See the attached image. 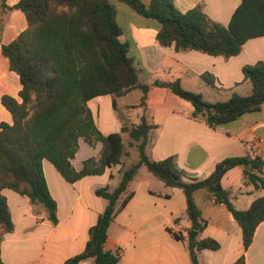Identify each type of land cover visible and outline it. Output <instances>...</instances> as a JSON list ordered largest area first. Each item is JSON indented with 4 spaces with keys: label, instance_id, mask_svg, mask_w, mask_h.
Wrapping results in <instances>:
<instances>
[{
    "label": "trees",
    "instance_id": "16d2710c",
    "mask_svg": "<svg viewBox=\"0 0 264 264\" xmlns=\"http://www.w3.org/2000/svg\"><path fill=\"white\" fill-rule=\"evenodd\" d=\"M134 9L141 16L157 21V40L164 47L177 51L196 50L212 56L238 55L250 39L264 36V0H240L228 26L212 21L201 6L182 13L173 0H115ZM3 10H20L28 27L9 44H2V55L9 69L19 75L22 89L19 99L3 95L1 103L12 116V124L0 122V228L4 233L14 230L5 188L28 196L31 203L41 205L53 225L58 224V203L52 196L43 169L50 161L69 183L90 175H100L109 167L120 164L125 152L121 132L137 142L138 163L123 171L119 186L96 189V195L108 201L105 211L90 229L85 249L66 261L80 264L93 259L94 264H119L118 251L105 249L108 230L118 213V202L127 192L140 167L147 169L167 186L182 189L186 196L191 231L202 232L206 223L196 203L195 194L204 189L232 212L242 228L247 250L254 240L257 227L264 221V196L249 209L237 210L230 192L222 186L224 175L236 166L244 167V175L257 188L264 189V160L259 156L228 157L218 162L211 173H191L182 169L175 157L153 160L147 154L150 133L156 127L143 115L137 125L124 121L122 131L105 135L97 126L88 102L98 96L111 95L113 108L118 98L141 90V107L148 106L152 87L170 90L188 102L193 117L204 119L211 126L236 120L247 112L258 111L264 104V62L245 66V78L252 84V93H233L226 102L211 103L201 93L186 90L180 80L153 84L142 83V70L129 54V45L122 42V27L117 21V8L112 0H19L10 6L0 0ZM204 80L215 86L209 74ZM83 138L91 146L102 143L100 157L84 161L76 170L72 159ZM133 194L122 202L125 207ZM178 219H176V222ZM175 238L182 236L168 229ZM0 264H5L1 258ZM192 264H200L198 252L217 250L213 238L190 237L188 242ZM234 264H246L242 255Z\"/></svg>",
    "mask_w": 264,
    "mask_h": 264
},
{
    "label": "crops",
    "instance_id": "0c3cea01",
    "mask_svg": "<svg viewBox=\"0 0 264 264\" xmlns=\"http://www.w3.org/2000/svg\"><path fill=\"white\" fill-rule=\"evenodd\" d=\"M142 1L147 6L151 2ZM173 1L182 13L201 6L212 21L223 26L229 25L240 5V0ZM16 3L17 0H8L10 6ZM115 5L117 21L123 29L121 41L128 43L130 56L142 70V83L180 80L186 90L201 93L204 98L209 94L213 98L211 103L226 102L233 93L241 96L252 93V84L245 78L243 69L264 62V36L248 40L241 52L231 57L212 56L196 50L177 51L174 45L164 47L159 44L160 24L157 21L139 15L126 4L115 2ZM27 27L25 15L23 17L19 10L10 11L0 42V104L5 94L19 99L22 89L19 75L9 69L8 60L2 55L1 45L12 42ZM206 74L213 77L215 86L204 80ZM132 92L118 98V110L113 109L116 117L109 111L107 120L100 106L98 117L100 120L103 114L104 127L111 128L104 132L108 135L121 132L124 121L130 125L139 124L132 120V111L138 121L145 115L156 125L147 147L151 159L175 157L178 165L191 173H211L218 162L228 157L251 155L264 160V104L260 110L244 113L234 121L211 126L204 119L193 117V108L188 102L168 89L152 87L147 108L139 105L129 108L127 101L122 103ZM108 96L111 95L95 97L88 106L91 102L99 105ZM91 111L102 130L92 108ZM8 114L5 122L12 124V116ZM121 135L129 156L123 155L120 164L107 168L103 174L69 183L50 161H43L49 190L58 203L57 225H53L44 208L31 203L28 196L8 188L2 190L14 224L12 232L2 234L1 258L5 264H66L68 259L85 249L90 229L108 205L106 199L96 195V189L115 190L123 171L139 161L137 142L127 132H121ZM126 136H129L127 141ZM79 143L80 149L72 159L76 170L83 168L85 160L98 159L103 148L102 143L91 146L83 138ZM222 186L230 192L231 202L237 210L249 209L256 199L264 196V189L257 188L246 178L242 166L229 170L222 178ZM130 193L132 198L121 208ZM195 198L206 223L205 229L198 233V239L210 237L220 244L217 250L198 252L200 264H234L242 255L246 264H264V221L257 227L253 243L246 250L242 228L227 206L218 203L216 197L204 189L198 190ZM117 208L105 249L118 251L121 255L119 264H192L188 248L191 222L182 189L167 186L142 166ZM168 229L181 235L182 239L175 238ZM80 264H94V260L86 259Z\"/></svg>",
    "mask_w": 264,
    "mask_h": 264
},
{
    "label": "rangeland",
    "instance_id": "374dc122",
    "mask_svg": "<svg viewBox=\"0 0 264 264\" xmlns=\"http://www.w3.org/2000/svg\"><path fill=\"white\" fill-rule=\"evenodd\" d=\"M10 1H13V0H9V2ZM19 0H17V2H18ZM113 2H114V4H115V2H117V1H115V0H112ZM120 3V2H119ZM124 4V3H123ZM130 7V6H129ZM19 12H20V14L24 17V14H23V12H21L20 10H19ZM9 14H10V10H3L2 9V7H1V2H0V42H1V35H2V31H3V29H4V25H5V22H6V20H7V18L9 17ZM140 15V14H139ZM120 40H121V38H120ZM129 54H130V51H129ZM140 96V97H139ZM141 96H142V92L140 91V90H136V91H133L132 93H131V95H129L127 98H125V100H123V102L122 103H124V101H127V103L129 104V108H133V107H135V106H138V105H140V101H141ZM206 97H205V99L206 100H208V101H211L213 98L209 95V94H206L205 95ZM90 109L92 108L93 110H94V112H95V117L97 118V120H98V122H99V124H100V127L102 128V132L104 133V132H109L108 130L109 129H111V128H109V127H104V125H103V122H102V117H104L103 116V114H105V116H106V119L108 120V118H109V111H111V113H112V115H116V113L115 112H113V98L111 97V96H108L107 98H105V99H103V101L102 102H100V104L99 105H97L95 102H91L90 103ZM99 106L101 107V112H103V114L101 115V119L99 120V117H98V108H99ZM0 121H5V120H7V117H8V112H7V110L2 106V104H0ZM122 114V113H121ZM131 115H133V117H132V120L134 121V122H138V123H140V121H138V119H136V117H135V114H134V112L132 111L131 112ZM116 117V116H115ZM141 119V118H140ZM128 125H130V123L128 122ZM113 130V129H112ZM105 134V133H104ZM129 139V136H126V141ZM86 152H85V150L83 151V155L85 154ZM3 234V229H1L0 228V236Z\"/></svg>",
    "mask_w": 264,
    "mask_h": 264
},
{
    "label": "water",
    "instance_id": "95a60500",
    "mask_svg": "<svg viewBox=\"0 0 264 264\" xmlns=\"http://www.w3.org/2000/svg\"><path fill=\"white\" fill-rule=\"evenodd\" d=\"M197 235H198V232H196V231L190 232V237H196Z\"/></svg>",
    "mask_w": 264,
    "mask_h": 264
}]
</instances>
